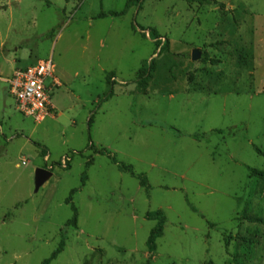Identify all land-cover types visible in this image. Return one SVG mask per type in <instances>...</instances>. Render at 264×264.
<instances>
[{
  "label": "rangeland",
  "instance_id": "rangeland-1",
  "mask_svg": "<svg viewBox=\"0 0 264 264\" xmlns=\"http://www.w3.org/2000/svg\"><path fill=\"white\" fill-rule=\"evenodd\" d=\"M128 1L0 0V264H42L61 243L51 264H264V180L252 176L264 172V0H145L95 20ZM134 26L155 28L160 48ZM48 58L62 116L37 123L5 80ZM152 60L143 93L137 72ZM38 169L52 176L37 191ZM157 211L166 223L152 250Z\"/></svg>",
  "mask_w": 264,
  "mask_h": 264
},
{
  "label": "trees",
  "instance_id": "trees-1",
  "mask_svg": "<svg viewBox=\"0 0 264 264\" xmlns=\"http://www.w3.org/2000/svg\"><path fill=\"white\" fill-rule=\"evenodd\" d=\"M145 0H129L125 6V9L123 11L120 12H116V11H109V12H101L95 19L99 20V19H106V18H122L124 17L129 10L131 9V7H137L138 9L142 8V5L144 3ZM189 4H199L201 6H210V5H216L217 2L216 0H186ZM133 29H138L142 31L143 37H146V32H149L151 34V36L155 39V41L159 42L162 39V36L159 34V32L155 29V28H149V29H144L140 26H134ZM52 33H54V31H52ZM51 33V34H52ZM161 46V43H157V49H159ZM164 52H166L169 56H173L174 58L176 57V55H174L173 53L170 52V47H169V42L166 40L165 41V46L162 49ZM161 52V50H160ZM155 67H156V63L155 60H152L150 62L149 67H147L146 65H143L139 71L137 72V84L138 87L140 89L141 92L145 93L148 89V85L150 80L153 77V73L155 72ZM115 78V74L114 73H110L107 76V83L109 85L111 84V80ZM113 97V90L111 89L110 92L105 96L104 98V102L108 101L110 98ZM94 117L91 116L89 119V125L91 126V124L93 123ZM171 132L175 135H179L180 132L173 129V128H168L167 132ZM219 133H221L219 131ZM194 139L199 140L198 136H194ZM91 141V138H90ZM36 147L38 149H41L43 156H46V149L43 148L40 144L35 143ZM90 150L94 151V154L96 155H105L108 157V159L110 160V162L116 166L119 171L123 172V173H127L131 176H133L134 178H136L139 183L140 186L143 187L146 192H148L150 190V185H149V181L146 175L144 174H136L134 166L131 165H126L125 163L121 162L118 160L117 156L112 153L111 151H109L108 149L105 148H101V149H96V147L91 144L90 146ZM255 151L257 152L258 155L263 156L264 157V152H262L260 149L255 147ZM84 158L85 156L83 155V153H80ZM70 158V157H68ZM94 163V159L90 158L87 161V168L91 167ZM68 168H70V164L68 166ZM252 176L258 178V179H262L264 180V172H260V171H252ZM85 176L82 179V185H85ZM77 189H74L71 191L70 196L67 198L66 200V204L70 205L73 211V217L66 223V227H77V221H78V210L76 208V206L73 203V196L74 194H76ZM153 220H158V224L155 227V229L152 231L150 237H149V241L148 244L151 247L152 250H155L156 247V241L158 238L162 237L163 235V231H164V226L166 223V218L164 216V213L162 211H157L155 212L154 215H152L151 217ZM213 227V225H211ZM63 251V244L61 243L59 245V247L57 248V250L51 255V257L49 259H46L43 261L42 264H51V262L53 260H55L58 255Z\"/></svg>",
  "mask_w": 264,
  "mask_h": 264
},
{
  "label": "built area",
  "instance_id": "built-area-1",
  "mask_svg": "<svg viewBox=\"0 0 264 264\" xmlns=\"http://www.w3.org/2000/svg\"><path fill=\"white\" fill-rule=\"evenodd\" d=\"M147 34L149 32H146ZM56 67L54 60L48 58L26 68L17 69L5 80L9 94L16 101L18 112L37 123L55 115L53 93L62 85L56 76ZM66 162L67 159L64 158L61 163L65 168Z\"/></svg>",
  "mask_w": 264,
  "mask_h": 264
},
{
  "label": "water",
  "instance_id": "water-1",
  "mask_svg": "<svg viewBox=\"0 0 264 264\" xmlns=\"http://www.w3.org/2000/svg\"><path fill=\"white\" fill-rule=\"evenodd\" d=\"M202 57V53L200 50L196 49L192 53V60L198 61ZM52 176V172L47 169H38L35 174V186L38 191L43 184Z\"/></svg>",
  "mask_w": 264,
  "mask_h": 264
},
{
  "label": "crops",
  "instance_id": "crops-1",
  "mask_svg": "<svg viewBox=\"0 0 264 264\" xmlns=\"http://www.w3.org/2000/svg\"><path fill=\"white\" fill-rule=\"evenodd\" d=\"M111 18H112V17H111ZM106 19H107V18H106ZM106 19H99V20H101V21H102V20H106ZM95 20H96V19H95ZM31 65H32V64H31ZM17 69H22V68H17ZM17 69H14V67H13V69H12L13 71H11V73H10V76H9V77H11V76H12V74H13V73H14V72H15ZM9 77H8V78H9ZM8 78H7V79H8ZM5 84H6V82H5ZM54 107H55V106H54ZM55 112H56V113H55V115L57 116V118H58L59 116H62V114H61V113L57 112V108H56V107H55ZM55 115L53 116L54 118L56 117ZM88 123H89V122H88Z\"/></svg>",
  "mask_w": 264,
  "mask_h": 264
}]
</instances>
